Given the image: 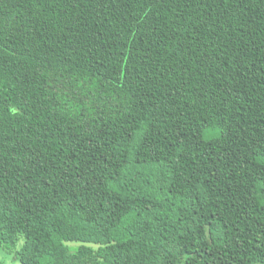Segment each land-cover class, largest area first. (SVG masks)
<instances>
[{
    "label": "trees",
    "instance_id": "obj_1",
    "mask_svg": "<svg viewBox=\"0 0 264 264\" xmlns=\"http://www.w3.org/2000/svg\"><path fill=\"white\" fill-rule=\"evenodd\" d=\"M0 244L264 264V0H0Z\"/></svg>",
    "mask_w": 264,
    "mask_h": 264
},
{
    "label": "rangeland",
    "instance_id": "obj_2",
    "mask_svg": "<svg viewBox=\"0 0 264 264\" xmlns=\"http://www.w3.org/2000/svg\"><path fill=\"white\" fill-rule=\"evenodd\" d=\"M21 247V244L17 246V248L14 247H7L5 245L0 244V257L4 261L5 264H21L17 260V250H19ZM148 264H158V258L153 257L149 260Z\"/></svg>",
    "mask_w": 264,
    "mask_h": 264
}]
</instances>
